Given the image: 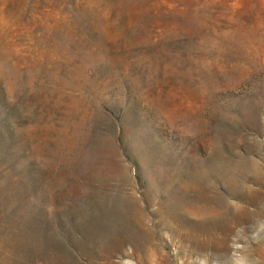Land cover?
<instances>
[{
  "label": "rangeland",
  "instance_id": "rangeland-1",
  "mask_svg": "<svg viewBox=\"0 0 264 264\" xmlns=\"http://www.w3.org/2000/svg\"><path fill=\"white\" fill-rule=\"evenodd\" d=\"M0 264H264V0H0Z\"/></svg>",
  "mask_w": 264,
  "mask_h": 264
},
{
  "label": "bare ground",
  "instance_id": "bare-ground-1",
  "mask_svg": "<svg viewBox=\"0 0 264 264\" xmlns=\"http://www.w3.org/2000/svg\"><path fill=\"white\" fill-rule=\"evenodd\" d=\"M183 195V194H182ZM177 197V196H176Z\"/></svg>",
  "mask_w": 264,
  "mask_h": 264
}]
</instances>
